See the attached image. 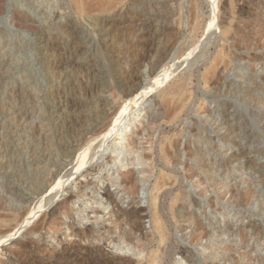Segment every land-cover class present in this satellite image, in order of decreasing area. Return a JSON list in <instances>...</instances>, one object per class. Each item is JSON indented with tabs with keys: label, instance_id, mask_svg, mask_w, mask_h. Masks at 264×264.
I'll return each mask as SVG.
<instances>
[{
	"label": "rangeland",
	"instance_id": "obj_1",
	"mask_svg": "<svg viewBox=\"0 0 264 264\" xmlns=\"http://www.w3.org/2000/svg\"><path fill=\"white\" fill-rule=\"evenodd\" d=\"M53 1L57 3L52 2V0H0V65H2L0 66V93H9L13 91L16 86L28 92L32 84H34L37 91L41 93V98L44 99V97L47 96L46 94L44 95V93H47L46 88H48L47 78L45 79L46 76L38 71L37 67L36 70H33L35 68L31 60V57L33 59V51L31 48L33 28L31 27V23L24 17H12L9 19L8 17L11 14L10 10L12 6H15L16 8L20 7L19 9L26 11L39 22L49 20L62 10L59 5L60 0ZM151 1L153 3H150ZM192 1L194 0H137L131 4L132 6L129 5L125 15L121 19L126 21L125 27L114 31L112 29L106 31L109 37L105 36L104 39H101L102 41L99 39L98 41H94L91 47L89 46L88 52L94 55L96 54L95 56L98 63L95 68L97 74L100 75L99 78L101 77L100 80L103 86L100 87L102 90L100 88H98V91L95 90L94 93L96 95H93V100L97 104H100L99 102H102L104 97H108L113 103L109 105L110 111H113L109 112L108 115H111L110 117L108 115H101V118H92H95L94 120H99H96L95 123L101 122L100 124H107L108 122V125H112L115 115H117L127 103L132 104L136 98L135 96L138 97V94L144 90L143 88H145V86H151L155 80L159 79L158 81H160L163 75H165L164 73L170 70V68L174 69L173 74L167 82L151 92L146 100V105H144L145 108L143 107L137 115L140 116L138 118L136 116V119L134 118L133 122L130 124L129 136L131 135L136 142L133 143L135 147H132L133 145H131V147L128 146L129 148L126 147V151L129 155L130 152L141 150L146 138L143 135L141 136V134L139 135V132L148 125L150 114L154 115L164 111L159 104L160 93L163 89L171 87L182 77L193 72L194 74L184 90V94L188 97L187 111L182 114V117L179 121L175 122L174 125L165 126L166 129L163 130L162 137L177 139V134L179 133L178 138L182 137L184 142L192 135L189 130L191 127L197 124H205L211 127L208 132L209 137H216L218 132H222L228 136L227 139L219 140L213 144L214 153L220 155L214 159L218 163L217 165L221 164L220 166H223L227 156L241 147L243 154L241 153L236 159L231 161V165L228 163L227 166V162H225L226 165L222 167L219 173L220 178L223 180L222 184L225 185L221 190L223 198H220V204L222 207L224 206L222 213L208 206L209 199L214 196L217 197L216 193L209 191L202 196V199L196 187H193L192 182L187 180L188 182H185L183 190L187 189L188 191L186 190V192H189L192 196L194 195L196 198L200 197V199L198 198L200 205H192L189 207L190 209L179 208L177 211L179 213V215L177 213V219L180 221L181 218L187 217L189 213L192 216L198 215L209 228L214 229L215 226L225 227L228 229V233L224 232L225 234H222L216 232L215 236L210 240L204 239L200 244H191L189 238L191 233L190 228L183 229L182 226H186V223L175 220L170 228L176 234L177 238L172 240L173 242H171L169 245L170 247L168 246L164 254H160L156 257L155 264H193L192 259L182 256L181 249L184 247L190 249L189 251L192 253L191 258H193L197 264H238L239 257V259L244 258L246 261L248 256L250 257L248 259H250V261L252 260L251 264H262L260 258H264V110L259 108V105H253L254 102H252V105L246 103V99H252L247 87H253L254 85L249 86L250 84L248 85L245 81V78L249 77V73H241V76L238 75V69L246 66L245 60H242V62L231 61L232 64L230 62L229 65H226L227 67L222 66L221 70L223 73L220 71V66L216 73V75H218V73L220 75L215 76V79H213L214 81L211 80L207 83L202 78L206 68L210 65L217 51L222 45H227V40L219 37L220 29L214 25L215 21H218V19L221 20L223 16L222 12L213 10L211 2L208 0H195L196 3ZM189 3L196 4V8L192 5L190 9L191 5ZM259 5L263 7L264 0H261ZM189 10L190 12L195 10L194 14H189ZM43 12L44 14L46 13L45 16ZM259 12L260 10L258 13H256L255 10L252 11L245 16V20H247L248 23L249 21L259 23L262 20L260 23L264 25V14ZM179 16L180 19L178 18ZM189 19L191 20L189 21ZM192 22L193 24L197 22L199 24V29L191 33L188 31L192 30L190 29L193 25ZM177 23L179 27L176 25ZM169 25L174 26L176 29L178 27V29L186 30V32L182 33L175 29L176 31L174 34L167 33V35H161L158 30ZM251 31L253 35L255 31ZM97 33L98 31L96 34ZM249 33L248 35H251V32ZM215 37L216 40L214 39ZM207 39L212 40L213 43L210 42V44H205L204 47L202 45L196 50V53L193 54L194 45L201 41L205 42ZM131 41L133 43H130ZM132 46L134 47L132 48ZM199 53L204 54V57L202 56L203 59H201L202 62L200 61V64L199 62L193 63V57L200 55ZM101 55H103V57ZM98 56L100 58H98ZM184 59H186L187 62L184 61ZM258 62L259 65H256L258 73L256 75H260L257 79L260 82L261 80L259 79L264 77V73L261 71L263 70L262 66H264V56H262ZM24 65L26 66L24 67ZM98 65H100V67ZM221 74L223 78H221ZM78 76L81 79L83 78V80H88L90 83L94 82L92 77H86L85 74ZM158 81H155L154 84L158 83ZM107 82L109 83L107 84ZM242 83L243 85H241ZM128 90L132 92L128 93ZM136 90L139 91L137 92ZM107 94L109 95L107 96ZM260 95V97H264V94L261 93ZM255 102L257 103V101ZM1 107L0 104V109ZM3 110L5 111V108L0 110V114H2L0 115V136L2 137H0V195H5L13 201L16 199L15 196L17 195L23 198L20 202L15 201V206L22 211V213H19L20 222H23V220L25 221L27 219L25 216L31 212L40 214L28 224L29 226L25 234L18 233V235H16L13 245H0V264H120L119 261L113 259L119 256L129 258L132 261L143 260V262H145L150 254L149 252L156 248L157 239L149 244L142 235L131 236L123 240V244H119L115 240L112 241L111 237L109 239V236L112 235L109 228L114 227L115 224L113 222H117L115 214L119 212L120 209H123L124 212L134 214L136 209H131V204L134 203L137 207L144 209L139 212V215H136L138 217L140 216V219L137 218V220L141 221L140 223L142 226L144 225L143 228H145V232H152V183H154L153 180H155L157 174H159L161 168H163V166H161L162 163L159 161L160 164L156 165L154 170L150 172L151 178L144 183L140 181V178L144 175L138 173V170L141 168L140 166H134L133 164L127 163V161L123 164V166L125 165L124 167L120 165L117 169H115L116 166H108V159L112 151L108 148V151L103 156L97 154L99 144L98 138L102 135L98 132L99 130L97 131V128H93L90 132H87L88 134L83 132L84 134L86 133L85 135H82V132H78L76 135H72L73 138H71L72 136L70 135V137L68 136L62 141L58 139L55 134H52L54 137H50L49 140L43 141L44 143H38L36 140L38 136L36 135L37 132L35 128L32 125H28L27 127L24 125L20 127L19 131L22 130L21 135L25 134L24 137L27 139L22 140L20 143V141H15L13 137L14 134L12 135L14 130L13 124L9 121L10 118H8L6 114H3ZM231 112L239 114L240 122L243 123L247 121L249 123L252 137L247 136L246 130L242 129L244 126L240 125L241 128L237 126L234 117L229 118L228 114ZM94 120L92 121L94 122ZM227 120L229 121L228 123H226ZM95 131L98 133L96 136H94ZM156 132L154 133V138L160 133ZM230 132H232L233 135ZM232 137L237 139L235 140ZM34 141H37V143ZM233 141L239 145L234 147L235 149L232 148L233 150L231 149L230 151L228 147H232L234 144ZM36 144H39V147ZM145 145L147 146L148 143H145ZM145 145H143V147H145ZM183 146L184 145L180 147L181 150L184 148ZM34 148L40 151L39 154L46 149L51 150V148H53L52 159H45L44 161L39 160L37 164L35 162L33 163L30 155ZM57 149L59 151H56ZM226 149L229 150L227 151ZM56 157L58 159H55ZM158 159L157 157L156 160ZM83 162L88 163L87 169L85 168L82 173L71 179V181L62 188L61 185L64 183L62 180L71 177V173ZM156 162L158 163V161ZM131 170L135 171L134 177L138 178V184H144L143 191L134 197L125 193L122 186L119 185L127 171ZM182 171L183 170L180 169V172ZM109 174L116 176L113 180H110ZM49 180L50 182H47ZM116 181H120V183L118 182L119 184H116ZM32 182L33 184L31 185L30 183ZM42 184L44 185L42 186ZM230 186L239 188L241 191L245 190V192L243 191L245 197L242 205H234L231 195L229 193L225 194L227 192L226 188ZM60 188L61 193L57 196L56 193H58ZM79 191L83 192L84 200L89 208L84 216H73L69 214L62 220L61 224L57 223V220H53L54 222L52 221L51 224L42 225L44 217H48L47 210L50 206L53 210L60 206V211L64 210L63 207L65 205L77 209L79 204L73 201L74 198L71 199L70 197L75 193H79ZM111 193L113 197L116 198V203H112L110 206L108 204L106 210L97 213L95 208H92V200L99 198L103 204L105 203L104 207H107L105 206L107 204L106 197L108 194L112 195ZM53 200L57 202L53 204ZM62 201L63 204L61 203ZM167 202H169V199H164L163 204L165 205H162L167 207ZM54 205L57 206L54 208L52 207ZM254 224L255 227L251 228L250 225ZM2 225L5 227L8 225V222L0 225V240L5 233L2 231ZM92 227L99 233L100 240H81L79 236H75L73 233V230H86ZM237 229H242V232L234 233ZM219 233L220 235H217ZM73 241H77V243L81 245H78L76 252L72 254L73 258L71 259L69 255L65 257L67 258L66 260L61 256L57 257L62 246ZM207 242H212L215 245H213L211 249L203 250L202 245ZM178 243L180 244L179 247H177ZM140 244H144V252L140 251V248H142ZM138 245H140V248H138ZM80 247L81 249L79 250ZM96 247H101L103 251L96 250ZM87 249L90 251L88 252ZM76 253L77 256L75 255ZM79 253H82V256H80ZM108 254H111L113 258ZM75 259H77V261L74 263L73 261ZM244 260H240V262L244 263Z\"/></svg>",
	"mask_w": 264,
	"mask_h": 264
},
{
	"label": "bare ground",
	"instance_id": "obj_2",
	"mask_svg": "<svg viewBox=\"0 0 264 264\" xmlns=\"http://www.w3.org/2000/svg\"><path fill=\"white\" fill-rule=\"evenodd\" d=\"M136 1L137 0H60L59 5L62 10L59 13H57L55 16H53V18L50 17L51 19L45 20V21L43 20L42 22H39L34 17H31L26 11L19 9L20 7L16 8L15 6H12L10 10L11 14L9 15L8 19L12 17H17V18L24 17L26 20L30 21L29 23H31V27L33 28L32 47H31L33 51V55H32L33 59L31 57V60L35 68L33 70H36L38 68L37 70L46 76L44 77L45 79L47 78L48 88H46L47 93H44V95L45 94L47 95L46 97H44V99L41 98L42 95L41 93L37 91V88L35 87L34 84H32L28 92L24 91L19 86H16L13 89V91L9 93H0V104L2 106L0 110H2V108L3 109L5 108V111L3 110L4 111L3 114L4 115L6 114L8 118H10L9 121H11L13 124L14 130H13L12 135L14 134L13 137L15 138V141H20V143L22 140L27 139L24 137L25 134L21 135L22 130L19 131L20 127L24 125L26 127L28 125H32L35 128V131L37 132L36 135L38 136V139H36L38 143L46 141L47 139L49 140L50 137H54V135L52 134H55V136L62 141V140H65L66 137L68 136L70 137V135L71 136L73 134L76 135V133L78 132L79 133L82 132V135H83L84 134L83 132L87 133V132H90L93 128H97V131L99 130L98 132L102 134L101 136L99 135L100 137L98 138L99 144H98V150L96 149L97 154H101L103 156L108 151V148H110L112 153H111V156H109V159L107 158L108 163L107 162L106 163L110 167L116 166L115 169H117V167L120 165L124 167L125 165L123 166V164H125L126 161L127 163L133 164L134 166H140L141 168L138 170V173L144 175L143 177L140 178V181L143 183L148 181L151 178L150 172L154 170L156 165L160 164L161 162L162 163L161 166H163V168H161L160 173L157 174L155 180H153L154 183H152L153 184L152 192H151L152 232L151 233L145 232V228H143L144 225L142 226V224L140 223L141 221L137 220V218H139L140 216L138 217L136 215H139V212L143 211L144 209L137 207L134 203L131 204V209H136V211L134 212L135 215L133 213L124 212L123 209H120L119 212L115 214V218L117 219V222L116 221L113 222L115 224L114 227L109 228L112 234L111 236H109V239L111 237L112 241L115 240L119 244H123V240L131 236L142 235V237L149 244L157 239L156 248L151 250V252H149L150 254L145 262H143V260L132 261L129 258H125L121 256L113 258L111 257L112 256L111 254L110 255L108 254L111 258L116 259L117 261L120 262V264H155L156 257L159 256L160 254H164L167 251L168 246L171 244V242H173L172 240L177 238L176 234L172 231L170 226L174 224L175 220L179 221L177 219L178 209L179 208H189L192 205L194 206L200 205L199 200H198V198L200 199V197L196 198L194 195L192 196L191 194H189V192H186L187 189L183 190L184 189L183 186L185 182H188L187 180H190L192 182L193 187H196V189L198 190V194L201 196V198L203 195H205L209 191L216 193L217 197L214 196L211 199H209L210 201H209L208 206L215 209L216 211L219 210L222 213L224 206L223 207L221 206L220 198L221 197L223 198V194L221 193V190L222 188L225 187V185L222 184L223 180L220 178L219 173L222 167L226 165L225 162H227V166H228V163L230 164V162L236 159L237 156H239L241 153L243 154V151H242V147L239 148L238 150L233 151L229 156H227V159L224 161L223 166H220L221 164L217 165L218 163L214 159L220 155H217L216 153H214L213 144H215L219 140L227 139L228 136L222 132L221 133L218 132L216 137L214 138L212 137L213 138L212 139L211 137L208 136V132L211 127L205 124H197L191 127L189 130L192 135H190L188 138L186 137L187 139L184 142L182 140L183 139L182 137L178 138L179 133L177 134L178 135L177 139L176 138L168 139V138L162 137V132L164 129H166L165 126L174 125V123L179 121V119L182 117V114L185 111H187L188 97L184 94V90L187 84L189 83V81L191 80L194 74L193 72L182 77L179 81L175 82L171 87L162 90L159 96L160 97L159 104L162 106L164 111L163 112L157 111L158 113L154 115L150 114L148 125L139 132V135L141 134V136L143 135L146 138V139L142 138V139H145L143 145H145V143L146 144L148 143V145L147 146L145 145V147H143L142 145L141 150H137V151L135 150V152L134 151L130 152L129 155H128V152L126 151V147L128 146L131 147V145H133V143L136 142V140L133 137H131V135L129 136V132H130L129 130L131 128L130 124L133 122L134 118L142 110L144 105H146V100L150 96L151 92L156 90L158 87L163 85L165 82H167V80L173 74L174 69L170 68V70L164 73L165 75H163V78L161 76L162 79L160 78L161 79L160 81H158L159 79L155 80V81H158V83L154 84L155 83L154 81V83H152L151 86L149 87L145 86V88L142 87L144 90L141 91L140 94H138V97L134 95L137 98V99L135 98L136 101L134 100L132 104L127 103L126 105H124L125 107L122 108V110L117 115H115V119L112 125L110 124L108 125V122L107 124H100L101 122L95 123L97 119L96 120L94 119L96 117L101 118V115H108L109 112H113V111H110L109 105H111L112 101L109 100L108 97H104L102 102H99L100 104H97L93 100V95L95 94L94 93L95 90L98 91L99 90L98 88L103 87V86H102V81L100 80L101 77L99 78L100 75L97 74L96 68H95L96 64L98 63L96 56H95L96 54L94 55L88 52L89 46L91 47V44L94 41H98L99 39L100 41H102L101 40L102 38L104 39L105 36H108V34H106V31H109L111 29L114 31L119 28L125 27L126 21H123L121 19L125 15L129 5H131L132 3ZM196 1L194 0L192 2L196 3ZM208 1L211 2L213 10L215 11L218 10L222 12L223 14V16L221 15L222 16L221 20L218 19V21H215L214 25L215 27L220 29L219 37L227 40V45L224 44L222 45L220 49L218 48L219 50L217 51L216 55L212 58L211 63L206 68L202 78L207 83L211 80L214 81L213 79H215V76L220 75L219 73L218 75H216L220 66H221L220 71H222L221 70L222 66L229 65L231 61H237V62L241 61L242 62V60L243 61L245 60L246 66L238 69L237 71L238 75H240L241 73L243 74L249 73L248 78L244 77L245 81L248 85L250 84L249 86L254 85L253 87H247V90H249V95L252 96V99H246V103L252 105V102H254L253 105H259V108H262L264 110V97H260V96H263V95H260L261 93L264 94V77L262 78L260 77L261 79L259 80L261 81L259 82L257 79H258V76L260 75L258 76L256 75L258 73L257 72L258 70H256V65L257 66L259 65L258 61L262 58V56H264V43H263L264 25L260 23L262 20L259 23H255L253 21H249L248 23L247 20H245L246 19L245 16L250 14L254 10L256 11V13H258V11L260 10V12L264 14V6L261 7L259 5V2L261 0H208ZM52 2H56V1L52 0ZM150 3H153V2L151 1ZM190 5H191L190 9L192 8V5L196 8V4L193 3ZM194 11L195 10L190 12L189 10V14L190 13L194 14ZM178 18L180 19V16ZM190 20L191 19H189V21ZM176 25L178 26V23ZM178 27L176 29L174 28V26L169 25V26H164L160 28L158 31L159 33H161V35H164V34L167 35V33L174 34L176 30L182 33L186 32V30L178 29ZM190 29L192 30L188 29L189 30L188 32H191V33L192 31L195 32L196 30L199 29V24L197 22L194 23L192 25V28L190 27ZM251 30L255 31L253 35H252ZM97 31L99 34L98 33L96 34ZM249 32H251V35H248L250 34ZM214 39L216 40V37ZM207 40H205V42L201 41L200 43L199 42L196 44L194 43L195 45L193 48V54L196 53V50H198V48L201 47L202 45L204 47L205 44H208V43L210 44V42L213 43L212 40H209V41ZM108 43H109V40H108ZM130 43H133V42L131 41ZM133 47L134 46H132V48ZM203 55L204 54L194 56L193 60L191 59L192 62L193 63L199 62L200 64V61L202 62L201 59H203L204 57ZM101 56L103 57V55ZM98 58L100 57L98 56ZM188 58H191V57H188ZM186 59H184V61H186ZM100 65L98 66L100 67ZM25 66L26 65H24V67ZM262 67H263V70L261 71L262 73H264V66ZM155 71H151V72H155ZM81 74H85L86 77L88 76L89 78L92 77L94 82L90 83L88 80L86 81V80H83V78L82 79L79 78L78 75H81ZM221 78H223V76ZM108 83L109 82H107V84ZM241 85H243V83ZM104 87H105V84H104ZM131 92H129L128 90V93H131ZM108 95L109 94H107V96ZM255 101H257V103ZM263 114H264V111H263ZM228 115H229V118L234 117L237 126H240V125L244 126L242 127V129L246 130L247 136L252 137V133L250 132V129H249V123L247 121L243 123L240 122L239 121L240 116H238L239 114H237L236 112H231ZM108 116L110 117L111 115H108ZM139 116H137V118ZM92 117H95V118L93 119ZM92 120H94V122ZM228 120L226 121V123L229 122ZM155 132L156 133L160 132V133L154 138ZM230 133L232 134V132ZM96 134L98 133L95 131L94 136H96ZM71 138H73V136ZM233 139H235V137ZM37 141H34V142L37 143ZM233 142L234 144L232 145V147H228L230 151L232 148L235 149L234 147H237L239 145L235 141ZM36 145L38 146L39 144H36ZM134 145L132 147H135ZM182 145H184L183 146L184 148L181 150L180 147ZM49 147H52V146H49ZM53 148H51V150L46 149L44 150V152L42 151V153H40L41 155L39 154L40 151H38L35 148L32 149V152L30 155V157H32L31 161L37 164V161L39 160H43V161L45 159L51 160L53 156V152H52ZM56 151H59V150L57 149ZM157 157L159 158L158 160H156ZM55 159H58V158L56 157ZM156 161H158V163ZM87 165H88L87 162L86 163L83 162L82 164L77 166L75 170L71 173L72 175L71 177L65 180H62L64 181L62 185L60 184L62 188L64 185L69 183L71 179H73L74 177H77V175L82 173L84 169L87 167ZM180 169H182L183 171L180 172ZM112 175L110 174L108 175L110 180L111 179L113 180L116 176V175L115 176L113 175L114 176L113 177ZM134 176H135L134 170L127 171L122 181L120 180L121 184H119L120 181H118L119 183L116 181V184L121 185L123 188V191L132 197L139 195L141 191H143L144 189V184L139 185L138 178ZM47 182H50V180ZM30 184L32 185L33 182ZM43 185L44 184H42V186ZM226 191L227 192L225 194L229 193L231 197L233 198L234 205L240 206L243 204L244 197H245L244 195L245 190H243L244 191L243 192L239 190V188L230 186L226 188ZM60 193H61V188L59 189L58 193H56L57 196H59ZM74 195H71L70 198L71 199L74 198L73 201L79 204V207L77 209H74L73 207L69 205L68 206L65 205V203H67L65 201H64L65 206L63 207L64 209L63 211H60V208H59L60 206L56 207V209L54 210L50 206L49 209L47 210L48 217L47 216L44 217V219L42 220V223H43L42 225H45L48 223L51 224L53 220H57V223L61 224L62 220H64L69 214H72L73 216L75 215L84 216L89 208L87 206L86 201L84 200L83 192L79 191V193L77 194L75 193ZM15 197L16 199L13 201L5 195H0V225L8 222V225H6L5 227L2 225L3 226L2 231L3 233L4 232L5 233L0 240V245H11V244L13 245L16 239V235H18V233L25 234V232H27L26 229L29 226L28 224H30L33 221V219L36 216H38V214H40V213L35 214L34 212L33 213L31 212L28 215L26 214L27 216L25 217L27 219L25 221L23 220V222L22 221L20 222L19 213L20 212L22 213V211H20L19 208L15 206V201L20 202L21 200H23V198L20 195H17ZM106 198H107V204L105 206H107L108 204L110 206V204L116 203L115 202L116 198L113 197V194L112 195L108 194ZM164 199H169V202H167L166 204L167 207L163 206L165 205L163 204ZM56 202H57L56 200L55 201L53 200L52 203L55 204ZM61 203L63 204V201ZM92 203H93L92 208H95L97 213L98 212L100 213L103 210H106L108 208V206L104 207L105 203L103 204V202L99 198L93 199ZM55 206L57 205H54L52 207L55 208ZM180 221L186 223V226L184 225L182 226L183 229L190 228L191 233H190L189 238H190L191 244H194V243L200 244L202 243L204 239L206 240L212 239V237L215 236L216 232H220L223 234L224 232H227L228 230L227 228L221 227V226L220 227L215 226L214 229H211L204 224L203 220H201V218L198 215L192 216L190 213L187 217L181 218ZM250 226L251 228H254L255 224L250 225ZM241 230L242 229H239V230L237 229V231H235L234 233H238ZM73 233L75 236H79L81 240H86V239L91 240V241L100 240L99 233L93 227L88 228L86 230H80V229L73 230ZM220 233L217 235H220ZM78 245L79 244L77 243V241L68 242L64 244L61 250L59 251V253L57 254V257L61 256L64 259L65 257H68L67 255H69L70 258L72 259L73 258L72 254L76 252V248H78ZM140 245H138V248H140ZM179 245L180 244L178 243L177 247H179ZM213 245L215 244H213L212 242H207L206 244L202 245V248L203 250H208V249L213 248ZM141 247L142 248H140V251L144 252V247H145L144 244L141 245ZM80 249L81 247L79 248V250ZM96 250L101 251L102 248L96 247ZM181 250H182L183 257L192 259L193 264H197L193 260V258H191L192 253L189 251L190 249H188V247H184ZM82 253H79L80 256H82L81 255ZM75 255L77 256V253ZM239 258H238L239 260L238 264H251L252 260L250 261V259H248L250 258L249 256L246 261L244 260V258L243 259L242 258L239 259ZM66 259L67 258H65V260ZM77 259H75L73 262L75 263ZM240 260L242 261L244 260V263L240 262ZM260 260H262L261 263L264 264V258H260Z\"/></svg>",
	"mask_w": 264,
	"mask_h": 264
}]
</instances>
